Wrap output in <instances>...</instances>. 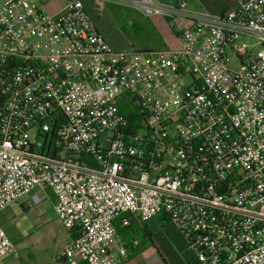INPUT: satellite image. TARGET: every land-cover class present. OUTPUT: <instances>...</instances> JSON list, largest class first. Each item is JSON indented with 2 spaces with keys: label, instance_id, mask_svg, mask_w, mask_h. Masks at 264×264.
I'll use <instances>...</instances> for the list:
<instances>
[{
  "label": "built area",
  "instance_id": "2783aa9c",
  "mask_svg": "<svg viewBox=\"0 0 264 264\" xmlns=\"http://www.w3.org/2000/svg\"><path fill=\"white\" fill-rule=\"evenodd\" d=\"M0 1V213L53 193L75 233L63 264L128 259L116 221L158 217L201 264H264V0L215 18L128 0L185 23L179 49L143 52L111 46L82 0Z\"/></svg>",
  "mask_w": 264,
  "mask_h": 264
},
{
  "label": "rangeland",
  "instance_id": "374dc122",
  "mask_svg": "<svg viewBox=\"0 0 264 264\" xmlns=\"http://www.w3.org/2000/svg\"><path fill=\"white\" fill-rule=\"evenodd\" d=\"M188 1L191 5L200 2L213 11L221 4V0ZM97 11L100 17L93 13V20L112 46L136 52L167 48L153 19L140 9L118 1H104ZM0 223L23 264H56V258L71 245L69 230L51 208L35 205L26 210L13 203L1 212Z\"/></svg>",
  "mask_w": 264,
  "mask_h": 264
},
{
  "label": "crops",
  "instance_id": "0c3cea01",
  "mask_svg": "<svg viewBox=\"0 0 264 264\" xmlns=\"http://www.w3.org/2000/svg\"><path fill=\"white\" fill-rule=\"evenodd\" d=\"M87 11L92 14L94 13L97 17H100L97 11V8L100 3L104 1H118L126 5H132L137 9L141 8L136 7L133 3L128 0H82ZM158 3L176 6L182 0H155ZM188 9L190 12L195 14H208L210 17H218L224 12L233 9L237 6L235 0L231 2H226L221 0V4L217 10H209L200 2L190 4L188 0ZM65 3L64 0H50L48 3V9L52 12H56L63 6ZM144 14V12H143ZM145 15V14H144ZM93 18V17H92ZM152 18L161 37L165 40L167 48L162 50L169 49H179L182 45L181 35L174 33L167 27L162 18L163 17H149ZM97 25V24H96ZM98 27V26H97ZM99 29V28H98ZM100 31V30H99ZM108 41V40H107ZM112 46V45H111ZM114 47V46H113ZM115 49H118L114 47ZM120 50V49H119ZM154 51V50H148ZM56 202L55 196L50 191L47 192L45 199L42 201L40 206L51 208L54 211V204ZM24 209L30 210L26 203L17 202ZM39 206V205H38ZM55 212V211H54ZM1 214V213H0ZM116 226L122 227V220L118 219L116 221ZM126 230L120 233L121 238L125 237L126 241H138L139 246L134 250L133 254L128 259L121 258L116 254V264H201L196 257L195 252L190 248L186 238L179 231V229L171 222L167 221L163 217H158L147 223H140L136 219L132 220L130 225ZM7 232V231H6ZM70 232V239L73 242L75 238V233ZM8 233V232H7ZM9 235V234H8ZM10 237V236H9ZM123 239V238H122ZM124 240V239H123ZM115 252V248L113 249ZM78 264H86L83 261L78 259L74 260ZM0 264H23L18 253L17 258L3 259L0 260ZM56 264L57 262L56 258Z\"/></svg>",
  "mask_w": 264,
  "mask_h": 264
},
{
  "label": "trees",
  "instance_id": "16d2710c",
  "mask_svg": "<svg viewBox=\"0 0 264 264\" xmlns=\"http://www.w3.org/2000/svg\"><path fill=\"white\" fill-rule=\"evenodd\" d=\"M164 24L170 28V30L174 33H177V34H182L183 32V29L185 28V23L184 22H181V21H178L176 19H173V18H166V17H163L162 18ZM122 220V219H120ZM130 227V226H128ZM128 227H125V229H121L119 226H117L118 228V231L121 233L122 231L126 230ZM124 240H126L125 237H122ZM57 262L59 264H63L64 263V259L59 256L57 257Z\"/></svg>",
  "mask_w": 264,
  "mask_h": 264
}]
</instances>
